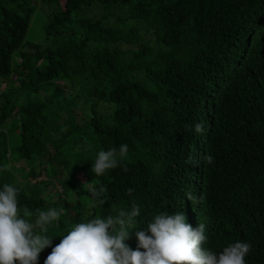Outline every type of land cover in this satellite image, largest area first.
Wrapping results in <instances>:
<instances>
[{
    "label": "trees",
    "instance_id": "1",
    "mask_svg": "<svg viewBox=\"0 0 264 264\" xmlns=\"http://www.w3.org/2000/svg\"><path fill=\"white\" fill-rule=\"evenodd\" d=\"M38 1L0 0V78L9 82L0 124L14 117L9 133L0 130V190L16 187L21 210L63 209L37 264L75 224L133 204L137 230L182 212L193 228L205 225L206 250L246 242V264H264V0H42L56 6L43 43L26 40ZM96 1L106 7L101 17L86 13ZM116 11L125 15L110 23ZM82 98L89 143L74 138L71 159L64 146ZM66 117L70 127L58 137ZM121 144L124 160L95 176L98 152ZM12 147L32 166L25 181L7 167ZM47 153L43 181L60 186L55 202L29 181L42 175L33 164H45ZM90 185L103 186V204ZM135 231L125 241L133 250Z\"/></svg>",
    "mask_w": 264,
    "mask_h": 264
},
{
    "label": "clouds",
    "instance_id": "2",
    "mask_svg": "<svg viewBox=\"0 0 264 264\" xmlns=\"http://www.w3.org/2000/svg\"><path fill=\"white\" fill-rule=\"evenodd\" d=\"M194 130L201 134L206 131L201 123L195 124ZM127 154V144L101 150L91 171L102 176L106 170L116 168ZM205 160L210 164L213 157L205 156ZM88 191L99 204L104 203L103 186L90 185ZM18 192L11 184H4L0 190V264H37L41 251L52 245L47 234L49 225L59 220L63 209L33 213L25 206L21 210ZM127 192L130 195L132 189ZM139 215V205L133 204L130 211L119 209L117 215L96 216L75 224L52 247L44 264H246L249 243L237 241L219 253L206 250L202 247L207 240L205 225L193 228L182 212L158 214L144 230L136 228L135 218ZM133 230L138 240L135 250L125 243Z\"/></svg>",
    "mask_w": 264,
    "mask_h": 264
},
{
    "label": "rangeland",
    "instance_id": "3",
    "mask_svg": "<svg viewBox=\"0 0 264 264\" xmlns=\"http://www.w3.org/2000/svg\"><path fill=\"white\" fill-rule=\"evenodd\" d=\"M55 7H56L55 5L46 3V2H44L42 0L38 1V4L36 5V13H35V16H34V18L32 20V23H31V26L29 28V31H28V33L26 35V40L34 41V42H37V43H43V42L46 41V38H45V26H46V24L48 22L49 14L53 11V9ZM105 12H106V7L100 1H96L91 6V8L86 9V13H88L90 15H93L95 17H101V16H103L105 14ZM119 15L120 16H124L125 12L116 11L114 14L109 16L108 21L110 23H113L114 20ZM147 36L151 37V34L148 33ZM152 40L154 41L153 44L156 46V41H155V39L153 37H152ZM18 84L19 83H16L15 87H18ZM8 87H9V82L4 80V79H2V78H0V92L6 90ZM67 90H68L69 93L75 94V90H73V88H71L70 86H68ZM33 97H37V96H33ZM39 97L42 98V99L46 98L45 94H40ZM84 103H85V101H84L83 98L78 101L76 110L78 112V115H80V116L76 120V123L79 126L77 125L78 127H77L76 132L69 138V141L64 146V148L66 150V153L69 155L68 158H71V159L75 158V155H76V152H77V151H75V149L68 148L72 144L74 138H76V139H78L80 141H83L82 143H85L86 146L89 143L88 134H89L90 130H88L87 120L85 119L84 113H82L83 110H84ZM112 110H113V107L110 104L102 103L101 106H100V111L101 112H112ZM13 120H14V117L7 119L2 125L0 124V130H4L5 132L9 133L10 128L13 126ZM72 123H73V121H72ZM69 124H70V121L66 117L62 130L57 133L58 137L61 136V134L63 132H66L69 129V127H70ZM16 133L19 134V130H17ZM79 149L80 148H77L78 151H80ZM10 151H11L12 155L11 154L9 155L10 162L7 164V167L14 166L15 172H16L17 176L19 177V179L21 181H25V179H26L25 174L30 171L32 166H29L27 164V162L24 161V160L17 159L15 157L17 155V153L15 152L13 147L11 148ZM50 153H51V155L54 154L55 153V149L51 147L50 148ZM48 155H49V153L46 154V157L41 158L42 160L46 161L45 164L41 165L37 161L33 164L34 167L36 168V172L37 171H39V172L41 171L42 175H39L37 173L38 175L36 177L35 176H31L29 178V181L31 183L39 182V184L44 187V192H45L46 198H50V200L52 202H55L56 200H58L57 191H61L60 186L58 185V183L56 181H53V180L49 181V182H44L43 181V180L47 179L46 172L47 171L49 172L51 170V165L46 159V158H48ZM27 192L30 193L31 189H28ZM72 196H73V194L69 195V197H72ZM72 203H73V201H72ZM73 210H74V208H72V210L69 209L68 211H73ZM70 213H72V212H70Z\"/></svg>",
    "mask_w": 264,
    "mask_h": 264
}]
</instances>
